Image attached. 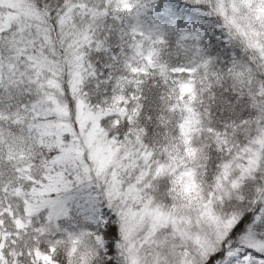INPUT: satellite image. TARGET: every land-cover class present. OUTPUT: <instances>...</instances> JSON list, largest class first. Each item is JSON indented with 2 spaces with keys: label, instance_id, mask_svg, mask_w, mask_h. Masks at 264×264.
<instances>
[{
  "label": "snow or ice",
  "instance_id": "6c2138e0",
  "mask_svg": "<svg viewBox=\"0 0 264 264\" xmlns=\"http://www.w3.org/2000/svg\"><path fill=\"white\" fill-rule=\"evenodd\" d=\"M0 264H264V0H0Z\"/></svg>",
  "mask_w": 264,
  "mask_h": 264
}]
</instances>
